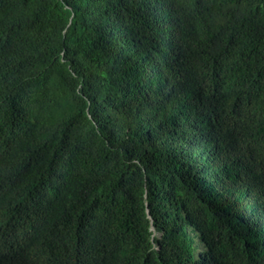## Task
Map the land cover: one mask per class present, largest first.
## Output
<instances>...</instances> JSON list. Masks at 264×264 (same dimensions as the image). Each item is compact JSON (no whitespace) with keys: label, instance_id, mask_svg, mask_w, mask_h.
Returning a JSON list of instances; mask_svg holds the SVG:
<instances>
[{"label":"trees","instance_id":"trees-1","mask_svg":"<svg viewBox=\"0 0 264 264\" xmlns=\"http://www.w3.org/2000/svg\"><path fill=\"white\" fill-rule=\"evenodd\" d=\"M0 264H264V0H0Z\"/></svg>","mask_w":264,"mask_h":264}]
</instances>
